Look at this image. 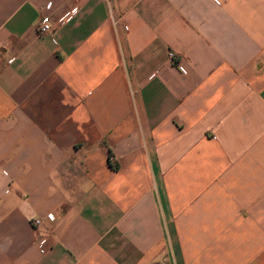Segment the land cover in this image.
Segmentation results:
<instances>
[{
    "label": "crops",
    "instance_id": "0c3cea01",
    "mask_svg": "<svg viewBox=\"0 0 264 264\" xmlns=\"http://www.w3.org/2000/svg\"><path fill=\"white\" fill-rule=\"evenodd\" d=\"M0 264H264V0H0Z\"/></svg>",
    "mask_w": 264,
    "mask_h": 264
},
{
    "label": "built area",
    "instance_id": "2783aa9c",
    "mask_svg": "<svg viewBox=\"0 0 264 264\" xmlns=\"http://www.w3.org/2000/svg\"><path fill=\"white\" fill-rule=\"evenodd\" d=\"M78 10V6L75 3H69L67 9L63 10L62 12H59L56 16H52L48 13H43L40 15L36 28L39 33H51L52 35L55 33L57 28H59L63 23H65L67 20L72 18ZM52 39L55 41V39L52 37ZM168 59L172 63L177 62V54L173 51H168ZM35 227H39L41 225V218H34L32 220ZM39 236V242L44 243L46 237L45 233L41 230L38 231Z\"/></svg>",
    "mask_w": 264,
    "mask_h": 264
}]
</instances>
